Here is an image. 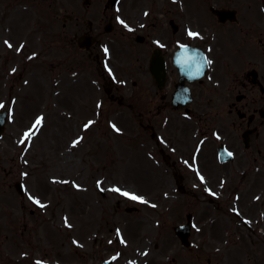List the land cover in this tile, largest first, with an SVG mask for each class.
Instances as JSON below:
<instances>
[{"label":"rangeland","instance_id":"obj_1","mask_svg":"<svg viewBox=\"0 0 264 264\" xmlns=\"http://www.w3.org/2000/svg\"><path fill=\"white\" fill-rule=\"evenodd\" d=\"M82 1L0 0V104L4 105L0 110L7 107L13 110L7 131L0 137V264H37L38 258L48 260L49 264H60L59 261L83 264L88 250L83 231L86 206L100 207L94 200V193H99L96 183H102L107 197L113 192L108 186L115 185L147 201L115 197L123 201L124 208H138L131 214L122 209L119 218L110 205L104 203L105 238L111 235L116 243L111 247H120L127 261L139 255L136 244L144 240L154 254V262H169L182 250L174 235V226L185 223L188 213L195 216V223H209L208 205L202 198V203L196 205L194 199L178 194L172 171L162 163L155 142L139 127L138 117L131 116L126 106L111 101L105 94L101 86L106 84H102L101 75L105 79L108 76L100 64L87 62L86 69L93 75L85 83L88 109L73 113L75 122L77 113L81 122L87 117L96 119L92 107L102 98L104 106L99 123L82 130L80 125L67 129L65 121H56L57 110L69 109L61 104L70 103L73 107L77 96L68 85L74 72H79L80 78L77 61L81 60L77 55L81 51L74 35L87 30V19L98 27L104 22L103 16L114 13L112 9L106 13V0H91L93 6H83ZM66 14L73 15L74 19L64 25ZM5 41L13 47L9 48ZM93 78L99 81V86L92 82ZM78 88L80 93L81 87ZM55 93L58 96H54ZM167 114L178 127L185 123V132L179 138L180 153L176 157L190 158L194 134L204 122L174 112ZM41 116L45 117L43 127L33 129ZM111 120L115 122L112 124ZM112 125L120 131H115ZM29 131L33 133L30 140L20 143ZM172 137L167 134L169 142ZM174 138L176 140V136ZM77 139L80 143L73 146ZM178 163L187 175V186L192 187V173ZM184 163L191 167L190 160ZM18 180L25 186L23 196L14 188ZM91 213L97 216L96 209ZM66 218L71 224L64 227ZM117 228L121 230L120 242L115 234ZM204 234L208 236L207 228ZM198 236L192 233L196 247L200 243ZM162 238L164 241H160ZM155 243L160 244V251H155ZM105 246L110 245L105 243ZM244 248L253 258L250 264L258 263L253 252L259 251V247L247 241ZM47 253L52 255V260L46 257ZM89 253L95 255V249L90 248ZM200 253L203 254L200 264H216V258L208 262L209 255L213 256L212 250L207 248ZM102 255L105 259L111 256L110 252ZM189 261L194 264L191 254L186 253L180 264Z\"/></svg>","mask_w":264,"mask_h":264},{"label":"flooded vegetation","instance_id":"obj_2","mask_svg":"<svg viewBox=\"0 0 264 264\" xmlns=\"http://www.w3.org/2000/svg\"><path fill=\"white\" fill-rule=\"evenodd\" d=\"M129 0L123 3L121 15L129 14L128 28L113 33L84 51L79 72L68 83L73 95H77L74 106L61 104L64 111L57 110V120L65 121L67 129L83 125L76 110L88 109L84 69L88 67L86 58L101 60L106 53L98 48L107 46L109 61L118 73L121 84L112 83L110 99L120 104L129 102L128 108L133 116L139 117L141 126L147 128L157 146L164 142L169 158V166L177 171V164L171 156H177L179 138L184 131V123L178 127L168 118V112L193 118L207 116V121L194 134L192 158L194 193L206 195L208 203V243L216 264H249L251 258L244 245L250 241L258 246L253 252L258 263H264V0ZM151 2V5L148 4ZM236 9L235 20L222 21L210 11L211 6ZM147 13V15H145ZM163 17V19L161 18ZM156 19L157 21H155ZM114 20V17H110ZM174 21V28L170 21ZM98 29H95L97 31ZM116 29H114L115 31ZM93 32V27L90 30ZM199 33L190 37L188 32ZM101 37V33H96ZM185 45L181 53L194 63H200L202 76L182 78L175 66V53ZM196 50V51H195ZM156 52L163 58L167 75L163 87L158 85L152 73L153 57ZM197 52V53H195ZM204 58L212 61L203 63ZM192 77V76H191ZM127 87L123 86L126 85ZM47 85V83L45 84ZM78 86L81 87L79 92ZM190 91L193 103L182 108L173 102L177 87ZM78 90V91H76ZM54 96H58L57 93ZM103 99L98 98L95 107L97 116L103 113ZM99 105V107H98ZM45 121V117H44ZM157 131L161 135L159 140ZM168 135H172L169 142ZM176 136V140L174 138ZM163 146V147H164ZM192 151V152H193ZM169 152V153H168ZM231 152L233 155L228 156ZM191 157V156H190ZM204 180L201 181L200 177ZM102 197L106 194L99 191ZM214 193V195H213ZM117 195L114 192L112 196ZM99 208L87 204L83 231L88 250L83 264H101L102 253L114 250L105 246L100 234H105L103 219L104 203L95 195ZM113 212L119 218L123 205L120 199L114 201ZM90 201V200H89ZM96 209L97 216L92 215ZM126 209V208H125ZM199 222L198 232L205 237L206 227ZM95 243V244H94ZM95 249V255L89 253ZM156 251L159 243L154 244ZM139 255L128 264H156L153 253L144 240L136 244ZM224 250V251H223ZM144 253H147L145 255ZM168 257V256H166ZM199 255L195 252V264ZM124 255L120 252L117 260L121 264ZM180 261L183 257H179Z\"/></svg>","mask_w":264,"mask_h":264},{"label":"snow or ice","instance_id":"obj_3","mask_svg":"<svg viewBox=\"0 0 264 264\" xmlns=\"http://www.w3.org/2000/svg\"><path fill=\"white\" fill-rule=\"evenodd\" d=\"M145 15H147V13H145ZM121 23H123V21H121ZM188 35H189L190 37H197V36H199V33L189 31V32H188ZM4 43H5L9 48L13 47V45H11L8 41H5ZM21 47H23V46H21ZM104 51H105V53L107 54L108 49L105 48ZM203 63L206 64V65H211V64H212V61H211V60H208L207 58H204ZM3 107H4V105H3V104H0V108H3ZM98 107H99V105H98ZM43 120H44V117H42V116H41V117H38V118L36 119L35 123H34L33 126H32L33 129H38L39 126L42 125ZM93 123H94L93 121H89L87 124L84 125V128H85V129H88ZM112 127L114 128L115 131H117V132L120 131V129L117 128L115 125H112ZM32 134H33V133H32L31 131L26 132V133L24 134V138L20 141V143L23 144V143H25L26 141L30 140ZM79 143H80V139H77L76 141L73 142V146H76V145H78ZM227 155H228V156H232L233 154H232L231 152H228ZM200 179H201V181H203V180H204L203 176H201ZM65 183H66V182H65ZM77 187H78V186H77ZM112 191L119 192L121 195H123V196H125V197H128V198L131 199V200H138V201H140L141 203H147V201H145V200L143 199V197L137 196V195H135V194H131V193L126 192V191H121V189H119V188H113ZM213 195H214V193H213ZM29 199H33V198H32V197H29ZM33 202L36 203V204H38V205H39L40 207H42V208L45 207V205L42 204L39 200L33 199ZM153 207H155V205H153ZM65 223L67 224V218L65 219ZM69 226H70V225H69ZM117 234L119 235V231L117 232ZM74 243H76V242L74 241ZM121 243H124V241L121 240ZM144 254L147 255V253H144ZM115 259H116V257H113V260H115ZM37 264H42V262H39V261H38Z\"/></svg>","mask_w":264,"mask_h":264},{"label":"water","instance_id":"obj_4","mask_svg":"<svg viewBox=\"0 0 264 264\" xmlns=\"http://www.w3.org/2000/svg\"><path fill=\"white\" fill-rule=\"evenodd\" d=\"M8 110L0 112V134L4 131L5 122L7 119Z\"/></svg>","mask_w":264,"mask_h":264}]
</instances>
